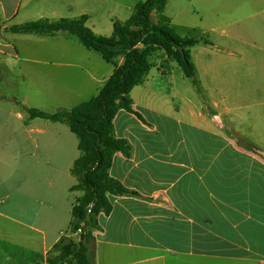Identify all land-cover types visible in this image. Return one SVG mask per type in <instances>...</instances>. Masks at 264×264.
I'll list each match as a JSON object with an SVG mask.
<instances>
[{
  "label": "crops",
  "instance_id": "1",
  "mask_svg": "<svg viewBox=\"0 0 264 264\" xmlns=\"http://www.w3.org/2000/svg\"><path fill=\"white\" fill-rule=\"evenodd\" d=\"M194 1L176 0L173 16L166 14L165 6L164 13L179 35L194 31L208 35L212 42L189 49L207 95L206 111L189 107L186 118H173V136L170 145H165L164 114L148 101L154 91L146 86L149 71L142 83L132 87V106L143 119L124 109L115 114L114 132L129 141L131 152L128 156L116 152L109 174L137 194L109 195L111 211L99 213L100 227L93 232L94 259L101 245L124 251L160 247L233 262L226 264H264V0H219V12L210 21L185 16ZM103 2L111 5L112 12L127 17L135 4L0 0V89H12L23 80L21 84L42 88L46 95L66 97L65 101L85 93L94 95L112 72V63L65 32L21 39L20 35L33 33H15L8 27L39 18L86 15L84 3L98 8ZM201 10L193 7L196 14ZM86 17L85 24L100 34ZM113 20L105 27L108 35ZM23 41L28 46L25 54L20 53ZM152 56L161 73L163 64L172 63L159 50ZM6 58L33 64L34 77L42 84L24 82L30 77L20 67L5 71ZM4 94L0 91V99L7 97ZM65 101L56 102V108H70ZM239 138L253 149L239 144ZM74 182H67L66 187ZM15 204L24 205L26 220L19 212L8 216L0 211V218L40 232L44 261L52 244L65 233L72 203L66 208L60 201L46 199L39 202L41 209L29 198Z\"/></svg>",
  "mask_w": 264,
  "mask_h": 264
},
{
  "label": "rangeland",
  "instance_id": "2",
  "mask_svg": "<svg viewBox=\"0 0 264 264\" xmlns=\"http://www.w3.org/2000/svg\"><path fill=\"white\" fill-rule=\"evenodd\" d=\"M116 3H136L140 0H115ZM86 15L90 25L98 29L101 35L106 32L111 19L124 20L128 14L120 11L112 12L111 5L101 3L88 6ZM193 7L202 9L200 14L193 11ZM177 8L176 0H167L165 5L166 14L173 16ZM188 15L193 20L203 17L204 20H211V16L219 12V0H195L193 5L187 7ZM152 19L155 20L154 13ZM176 19V18H175ZM218 22V19L216 20ZM215 23V20L213 21ZM175 32L178 33L176 28ZM202 34L194 31L186 33L185 36H200ZM207 36L209 39V36ZM21 39L42 38L40 35L23 34ZM210 40V39H209ZM20 40H18L19 43ZM211 41V40H210ZM21 52H28L27 43L20 42ZM154 56L151 60H154ZM120 58H117L118 62ZM158 61V60H157ZM106 64L104 61H102ZM171 65L163 64L165 69L160 72L159 66L154 64L149 69L146 86L154 90L148 97L150 105H155L156 110L163 113L162 120L165 125L164 144H169L172 139L175 119L187 117V109L194 108L195 111H206V98L204 89L200 83L199 88L193 86L188 78L181 72L178 65L171 61ZM3 65L7 70H17L27 73L30 83L37 80L34 75L33 64L5 59ZM109 66V65H108ZM30 68L31 72L28 71ZM29 72V73H28ZM196 76L198 74L196 72ZM19 80L12 89L2 88L7 97L0 99V211L8 216L19 212L20 217L26 218L24 205L16 206L15 201H25L33 199L37 203V208L42 209L40 201L56 200L60 201L66 208L72 203L74 197L80 192L70 191L66 187L67 182H74V177L70 174L69 168L72 160L78 155L76 147V137L69 131L67 126L60 122H54L39 117L28 118L24 110L19 108L17 101L30 107H35L47 112L55 111L56 102L65 101L66 97L46 95L42 88H29L21 84ZM200 82V79H199ZM91 94H82L66 99L67 107H72L76 102L90 97ZM16 100V101H15ZM9 109H14L9 113ZM20 115H17V110ZM69 109V108H65ZM179 113V116L175 115ZM28 169V179L25 178ZM52 181V183H51ZM51 183V184H50ZM25 211L21 215V212ZM66 224L62 225L65 228ZM67 227L65 230H67ZM50 229V228H46ZM76 236V235H75ZM41 233L30 229L28 225L18 224L7 218H0V264H25L36 261L42 262L41 254ZM233 263L231 260L204 256L199 254L175 253L163 248H132L124 251L123 249L104 247L97 245L96 258L94 264H226Z\"/></svg>",
  "mask_w": 264,
  "mask_h": 264
},
{
  "label": "trees",
  "instance_id": "3",
  "mask_svg": "<svg viewBox=\"0 0 264 264\" xmlns=\"http://www.w3.org/2000/svg\"><path fill=\"white\" fill-rule=\"evenodd\" d=\"M166 1H137L126 19L113 20L109 35L92 31L85 24L87 17L84 14L72 18H39L8 27L15 33L52 35L65 32L85 49L114 65L94 95L69 109L47 112L17 101L28 118L39 117L65 124L76 137L78 150L69 168L75 178L69 190L80 194L72 201L68 228L52 244L43 262L25 264H94L93 232L100 227L99 213L107 215L111 211L109 195L137 194L109 174L113 155L120 152L128 156L131 152L129 141L115 134L113 119L119 109L143 119L132 106L130 90L142 83L153 65V53L161 51L167 60L178 65L193 86L199 88L189 49L195 44L211 45L212 42L204 35L181 36L176 33L164 13ZM117 58L120 62L116 61ZM237 142L253 149L240 138Z\"/></svg>",
  "mask_w": 264,
  "mask_h": 264
}]
</instances>
